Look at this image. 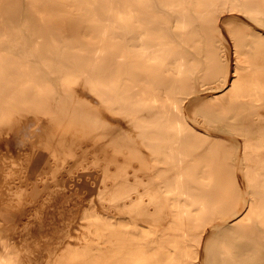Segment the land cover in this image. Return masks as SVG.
Masks as SVG:
<instances>
[{
  "label": "bare ground",
  "instance_id": "1",
  "mask_svg": "<svg viewBox=\"0 0 264 264\" xmlns=\"http://www.w3.org/2000/svg\"><path fill=\"white\" fill-rule=\"evenodd\" d=\"M0 264H264V0H0Z\"/></svg>",
  "mask_w": 264,
  "mask_h": 264
},
{
  "label": "rangeland",
  "instance_id": "2",
  "mask_svg": "<svg viewBox=\"0 0 264 264\" xmlns=\"http://www.w3.org/2000/svg\"><path fill=\"white\" fill-rule=\"evenodd\" d=\"M168 20L171 22V16ZM224 35L225 45L228 48L229 39H227L228 36L226 34ZM48 160L52 161L50 157L45 159L47 162ZM31 179L33 180V176H31ZM39 192H41V194L45 193L44 197H46L47 192L50 193L48 195L49 197H52L51 195L55 193L58 196L57 200L52 198L44 205L43 211L40 213L41 219L38 217L32 218L29 223V233H31L35 241H37V253L41 256L43 251L48 250L52 252L57 248L58 244L65 243L67 239H69L67 236V229L64 227L65 222L66 220L71 221L77 218L78 212L80 211L78 207H80L83 199L77 195V193H69L67 190L61 188H56L52 191H41L40 189ZM64 211L66 212V219L62 217V212Z\"/></svg>",
  "mask_w": 264,
  "mask_h": 264
}]
</instances>
